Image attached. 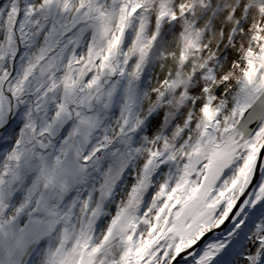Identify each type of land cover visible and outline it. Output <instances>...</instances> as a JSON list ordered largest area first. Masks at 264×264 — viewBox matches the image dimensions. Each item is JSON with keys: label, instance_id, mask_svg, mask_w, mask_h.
<instances>
[{"label": "snow or ice", "instance_id": "6c2138e0", "mask_svg": "<svg viewBox=\"0 0 264 264\" xmlns=\"http://www.w3.org/2000/svg\"><path fill=\"white\" fill-rule=\"evenodd\" d=\"M0 264H264V0H0Z\"/></svg>", "mask_w": 264, "mask_h": 264}]
</instances>
